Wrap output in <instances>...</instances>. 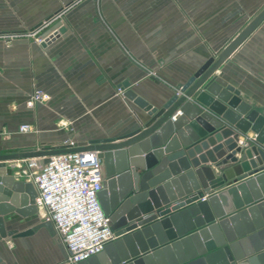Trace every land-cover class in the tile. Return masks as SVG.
I'll list each match as a JSON object with an SVG mask.
<instances>
[{"label":"crops","instance_id":"1","mask_svg":"<svg viewBox=\"0 0 264 264\" xmlns=\"http://www.w3.org/2000/svg\"><path fill=\"white\" fill-rule=\"evenodd\" d=\"M263 7L264 0H0V153L128 133L148 115L122 96L120 84L163 105ZM44 20L50 22L39 28ZM47 35L53 37L44 45L37 41ZM214 73L252 106L264 104V20ZM34 87L49 98L28 107ZM206 164L215 173L238 165ZM5 169L26 182L14 160ZM3 219L17 233L41 221L37 212ZM53 231L40 226L0 240V264H68Z\"/></svg>","mask_w":264,"mask_h":264},{"label":"water","instance_id":"2","mask_svg":"<svg viewBox=\"0 0 264 264\" xmlns=\"http://www.w3.org/2000/svg\"><path fill=\"white\" fill-rule=\"evenodd\" d=\"M262 20L264 7L159 107L120 84L122 96L148 115L128 133L0 153V240L40 226L54 232L47 220L18 233L5 228L3 215L36 212L33 184L6 174L5 162L43 163L51 154L86 148L103 163L97 196L115 238L75 264H264V104L252 106L214 73ZM248 131L253 138L243 147L239 137ZM208 162L238 165L215 173Z\"/></svg>","mask_w":264,"mask_h":264},{"label":"built area","instance_id":"3","mask_svg":"<svg viewBox=\"0 0 264 264\" xmlns=\"http://www.w3.org/2000/svg\"><path fill=\"white\" fill-rule=\"evenodd\" d=\"M44 21L39 28L47 23ZM52 37L47 35L37 41L47 42ZM117 90L122 91L119 87ZM48 98L45 91L34 87L27 93L25 104L32 107ZM28 128V124L20 126V130ZM239 143L242 144V139ZM59 145L75 147L78 143L67 137ZM14 161L15 175L33 184L36 212L54 227L65 249L66 263L75 264L96 254L106 242L115 238L110 217L103 211L97 196L105 178L97 150L82 148L59 152L49 155L43 163L35 158Z\"/></svg>","mask_w":264,"mask_h":264},{"label":"rangeland","instance_id":"4","mask_svg":"<svg viewBox=\"0 0 264 264\" xmlns=\"http://www.w3.org/2000/svg\"><path fill=\"white\" fill-rule=\"evenodd\" d=\"M44 22H47L46 24H44L43 26L45 27V26H47L48 25V23L50 22L49 20H46V21H44ZM250 141H251V136L248 138V139H244V140H242V146L244 147L245 145H248L249 143H250ZM102 168H103V163H102ZM103 173H104V171H103ZM104 177H105V175H104Z\"/></svg>","mask_w":264,"mask_h":264},{"label":"bare ground","instance_id":"5","mask_svg":"<svg viewBox=\"0 0 264 264\" xmlns=\"http://www.w3.org/2000/svg\"><path fill=\"white\" fill-rule=\"evenodd\" d=\"M49 37H51V36H49ZM239 139L241 140V138H239ZM206 196H207V195H206ZM206 196H205V197H206ZM41 221H43V220L41 219Z\"/></svg>","mask_w":264,"mask_h":264}]
</instances>
